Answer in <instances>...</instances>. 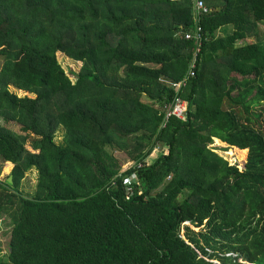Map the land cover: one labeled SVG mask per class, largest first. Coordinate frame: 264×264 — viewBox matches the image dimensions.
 Returning a JSON list of instances; mask_svg holds the SVG:
<instances>
[{"label":"trees","instance_id":"obj_1","mask_svg":"<svg viewBox=\"0 0 264 264\" xmlns=\"http://www.w3.org/2000/svg\"><path fill=\"white\" fill-rule=\"evenodd\" d=\"M203 1L177 89L195 0H0V264H264V0ZM177 95L186 118L164 125ZM213 139L248 150L244 168Z\"/></svg>","mask_w":264,"mask_h":264},{"label":"rangeland","instance_id":"obj_2","mask_svg":"<svg viewBox=\"0 0 264 264\" xmlns=\"http://www.w3.org/2000/svg\"><path fill=\"white\" fill-rule=\"evenodd\" d=\"M260 30L264 31V25L260 24ZM231 27L229 26V30ZM222 32H219V35H221ZM3 49V46H0V53ZM57 58L62 67L64 68L65 73L69 76L71 81H73L76 72L78 71V67L80 65V62L75 61L69 57H67L64 53L57 52ZM3 63V58L0 56V67ZM12 91H14L18 96H23L26 93L15 90L13 88H10ZM12 129L19 133L18 128L16 125L12 126ZM24 145L25 148L32 152H38L40 150V138L38 136H35L32 133H26L24 135ZM214 152H216L218 155L223 156L230 164H235L239 170H242L245 166V162L247 160L248 156V150L245 152V154H242V152L238 149V147H235L234 154L232 156H229L228 154H225V152L231 150L230 147L219 141H216L215 139L212 140L211 145L209 146ZM119 157L122 160L121 170L120 172H124L126 169L130 168V165L132 164V161L126 159L124 154H120ZM13 164L10 162H1L0 163V178H5L11 171ZM36 178L37 175L34 171H32L30 174H27L25 179L23 180V185H25L24 190L25 192H28L32 189V193L35 192L36 189ZM23 190V187H22ZM12 224V222H11ZM11 226H10V220L8 217H3L0 219V261H8V250H9V244L11 240ZM198 230V229H196ZM245 264V263H240Z\"/></svg>","mask_w":264,"mask_h":264},{"label":"built area","instance_id":"obj_3","mask_svg":"<svg viewBox=\"0 0 264 264\" xmlns=\"http://www.w3.org/2000/svg\"><path fill=\"white\" fill-rule=\"evenodd\" d=\"M209 13H210V9L207 7L206 3L203 0H195L194 12H193L194 26L192 29L184 32L185 39H192L195 42L193 56L192 59L189 60L187 70L185 72L186 74L179 81L173 83V86H176L177 89L182 86L183 87L186 86L187 81L190 78H194L196 76L195 64H196L197 54L200 51V48L205 39V35L203 32V28L200 24V20L203 15H207ZM187 110H188L187 102L185 100H182L180 96L178 95L175 96L173 100L168 105H166V116H165L164 125L166 124L168 119L173 116L176 117L177 119H181V121L185 120ZM155 150H161L160 146H156ZM141 165H142L141 162L132 161L130 168L131 166H135L136 169H139ZM136 183H137V179L135 175L127 179L126 181V184L130 186ZM130 186L126 188V193H129L131 191ZM237 261H239L240 263H245V261H243L241 258H238Z\"/></svg>","mask_w":264,"mask_h":264},{"label":"water","instance_id":"obj_4","mask_svg":"<svg viewBox=\"0 0 264 264\" xmlns=\"http://www.w3.org/2000/svg\"><path fill=\"white\" fill-rule=\"evenodd\" d=\"M7 182L10 183V184L12 183V176H8ZM9 251H10V247H9Z\"/></svg>","mask_w":264,"mask_h":264}]
</instances>
